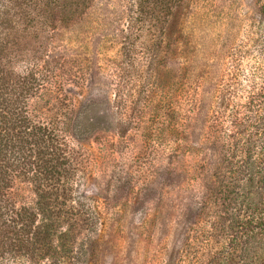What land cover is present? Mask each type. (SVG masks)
<instances>
[{"label":"rangeland","instance_id":"374dc122","mask_svg":"<svg viewBox=\"0 0 264 264\" xmlns=\"http://www.w3.org/2000/svg\"><path fill=\"white\" fill-rule=\"evenodd\" d=\"M18 35L0 79L46 61L67 72L26 103L61 127L97 205V227L74 233L75 264H178L203 202L220 220L232 207V166H215L233 158L220 141L264 77V0H91L69 27ZM12 186L18 207L35 205L30 182Z\"/></svg>","mask_w":264,"mask_h":264},{"label":"trees","instance_id":"16d2710c","mask_svg":"<svg viewBox=\"0 0 264 264\" xmlns=\"http://www.w3.org/2000/svg\"><path fill=\"white\" fill-rule=\"evenodd\" d=\"M90 2L0 0V52L19 38L18 32L49 34L58 24L71 26ZM53 63L31 64L18 78L11 71L0 79V264H75L79 222H89L87 230L97 227V205L78 189L75 159L61 127L36 123L27 110L33 94L61 77L64 68ZM255 90L241 106L244 111L233 115L234 132L220 141L233 158L215 166L216 171L232 166V207L220 220L210 199L203 202L173 263L264 264V77ZM246 131L244 141L239 136ZM18 178L33 185V207H18L11 199L8 191Z\"/></svg>","mask_w":264,"mask_h":264}]
</instances>
